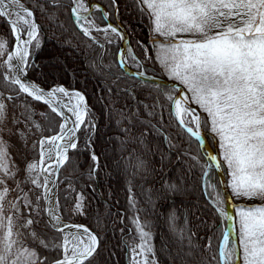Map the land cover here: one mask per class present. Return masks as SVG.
I'll list each match as a JSON object with an SVG mask.
<instances>
[{"label": "snow or ice", "instance_id": "6c2138e0", "mask_svg": "<svg viewBox=\"0 0 264 264\" xmlns=\"http://www.w3.org/2000/svg\"><path fill=\"white\" fill-rule=\"evenodd\" d=\"M48 2L58 5V0ZM111 2L118 14L117 0ZM135 3L153 25L152 43L157 46L159 55L156 59L161 71L174 82L171 89L155 84V91L170 103V117L195 137L200 147L206 139L200 134L202 128L218 137V154L205 153L203 163L199 156L192 159L201 168L202 180L206 181L207 195L214 210L223 221L238 218V247L230 246L231 228L224 226L223 221L221 246L215 254L211 238L204 246L208 255H204L192 243V236L185 235L186 229L176 233L179 236L177 243L182 245L186 240L189 251L185 255L195 260V250L199 253L198 264H264V206L231 203L233 198L264 200V0H135ZM71 4L74 23L94 42L98 43L92 36L93 30L103 32L110 44L115 42L110 33L121 40L127 39L122 29L111 24L100 28L89 19L93 9L107 17L99 5L86 6V0H71ZM36 6L43 10L42 4ZM82 11L87 15H81ZM0 18H5L15 38L11 51L6 41L0 42V82L9 93H15L0 91V264H85L86 260L91 264V258L100 246V238L85 225L63 222L58 211L59 196L54 191L59 188L58 182H62L60 169L64 163L70 162L67 153L77 148L75 134L85 123L88 109L84 96L79 92L70 93L63 86L44 90L27 79L30 70L39 68L35 63V52L40 47V26L32 9L22 0H0ZM157 36L163 40H157ZM141 47L144 48V59L151 60L148 46ZM117 62L121 69L127 67L125 53L117 54ZM137 67L142 68L143 62ZM132 76L140 77L144 83L146 74L138 71ZM21 93L49 105L50 111L62 119L56 134L41 135L30 147L28 139L32 129L27 123L32 120V113L29 106L24 105L22 121L4 103L17 99ZM58 94L75 98L77 104L69 107L57 99ZM63 109L75 118L65 115ZM148 115L156 113L149 112ZM125 118L131 122L137 117L133 113ZM20 123H25L27 131L16 128L14 133L8 126ZM88 123L91 124V120ZM32 126L42 132L39 123ZM124 131L130 132V129ZM6 134L16 135L22 141V150L17 157L24 161L23 168L9 152L11 144L5 139ZM25 151L38 153L40 159L27 161ZM91 159L94 166L90 175H93L98 171L99 158L93 152ZM136 159L135 167L143 168L144 162L139 157ZM216 170H226L230 174L231 194L227 198L221 196L218 185L211 179L210 173ZM21 174L23 178H20ZM25 186H29L28 192L24 191ZM34 188L41 191L32 200L30 193ZM69 190L75 191L71 181L66 191ZM12 192L17 195L8 199ZM76 200L75 211L82 214L83 193H77ZM41 201L45 202L44 205ZM131 203L134 205L135 200ZM228 207L237 209L235 216L226 210ZM41 212L48 218L47 225L60 234L61 242L45 240L33 228L39 223ZM132 223L138 230V242L137 237L132 236V229L129 230L131 242L123 241L132 264H157L151 242V225L146 219L141 223L138 216ZM120 231L123 234L124 229ZM29 240L45 249L60 250L58 258L48 262V258L40 256L34 247L27 246Z\"/></svg>", "mask_w": 264, "mask_h": 264}, {"label": "trees", "instance_id": "16d2710c", "mask_svg": "<svg viewBox=\"0 0 264 264\" xmlns=\"http://www.w3.org/2000/svg\"><path fill=\"white\" fill-rule=\"evenodd\" d=\"M87 1L89 5H101L113 24L123 26L129 37V46L139 63L143 62L142 68L132 69L144 71L149 77L172 81L161 71L156 48L148 45L153 25L137 9L135 0H117L118 14L111 0ZM22 3L34 11L40 26V47L35 52V63L39 68L30 70L28 77L44 89L61 84L77 90L87 100L89 113L79 129L77 148L70 151V162L63 168L57 195L59 213L64 221L89 226L100 237V248L91 258V264H132L123 241L131 242L129 230L132 229V236H136L138 242V230L132 223L136 216L141 223L146 219L151 225V242L157 264H198L199 253L193 250L196 256L193 260L185 255L189 251L187 241L182 245L177 243L179 236L176 233L180 229L188 230L185 235L192 236V243L204 255H208L204 246L211 238L215 254L221 246L223 218L214 210L207 195L206 181L202 180L201 168L192 159L199 156L203 163L206 151L178 126L174 117H170V103L155 91L154 84L141 83L122 71L117 62L121 40L113 39L115 42L110 44L93 36L97 43L82 34L73 20L71 0H58L56 6L49 4L48 0H22ZM37 4H42L43 10ZM144 11L147 12L146 8ZM106 18L99 10L91 15L96 26L101 28L107 26ZM4 41L10 51L14 37L5 19L0 18V42ZM100 44L104 47L101 48ZM141 45L148 46L151 60L144 59ZM0 91L15 95L9 93L2 82ZM4 103L22 121L24 105L29 106L32 113V120L27 123V127L32 129L29 147L41 135L47 137L58 132L62 120L42 102L21 93L17 99L5 100ZM149 112L156 115L150 116ZM133 113L137 118L129 122L125 117ZM33 123H39L42 132L33 127ZM8 126L14 133L16 128L27 131L25 123ZM124 129H130V132ZM204 131L218 153L211 133ZM5 139L11 144L9 152L13 159L23 168L24 161L17 157L22 150V141L16 135L6 134ZM93 152L99 158L98 171L90 175L94 166ZM24 156L29 162L40 159L38 153L32 151H25ZM137 157L144 162L143 168L135 167ZM225 174L228 180L226 170ZM210 176L223 196L217 172H211ZM69 181L74 192L66 191ZM28 187L25 186V192H28ZM40 191L34 188L30 198L35 200ZM77 193H83L85 197L82 214L74 208ZM16 195L12 192L8 199ZM132 200H135L134 205ZM227 224L223 221L224 226ZM33 228L45 240L61 242L60 234L47 225L43 212ZM121 229H124L123 234ZM27 246L34 247L40 256L48 258V262L57 259L60 253V250L42 248L31 240ZM230 246H236L232 238Z\"/></svg>", "mask_w": 264, "mask_h": 264}, {"label": "water", "instance_id": "95a60500", "mask_svg": "<svg viewBox=\"0 0 264 264\" xmlns=\"http://www.w3.org/2000/svg\"><path fill=\"white\" fill-rule=\"evenodd\" d=\"M87 1V0H86ZM92 6H95V5H97V4H91ZM99 5V4H98ZM100 6V8H102L103 10H104V8L101 6V5H99ZM27 7V6H26ZM93 11H95V9H93ZM73 15V14H72ZM5 19V18H4ZM73 20H74V17H73ZM106 22H107V25L108 24H111L112 26H115V27H117L118 29H122L123 30V33L126 35V33H125V31H124V29H123V26L122 25H115V24H113L111 21H110V19H109V17H107L106 18ZM36 23H37V21H36ZM9 26V25H8ZM12 37H14L13 36V34H12ZM126 37H127V39H125V40H122V43H121V50H120V52L119 53H123L125 50H127L128 49V47H129V38H128V35H126ZM15 44V38H14V41H13V43H12V45H11V50L13 49V45ZM10 50V51H11ZM31 50V49H30ZM120 67V66H119ZM122 71H124L125 73H126V75H128L129 77H131V78H133V76H132V73L133 72H137L136 70H134V69H132L131 67H129L128 65H127V67L125 68V69H122ZM136 79H138L139 81H141V78L140 77H135ZM153 77H149V76H145V78H144V82H148V83H151V84H160V85H162L163 87H166V86H168V87H172L173 86V83L174 82H172V81H168V80H163V79H160V78H156L155 77V80H153L152 79ZM27 79L29 80V81H31V82H34L32 79H30L29 77H27ZM35 83V82H34ZM36 84V83H35ZM36 85H38L40 88H42V89H44L42 86H40L38 83L36 84ZM55 86H63V85H61V84H58V85H54V86H52V87H55ZM178 86V85H177ZM52 87H50V88H48V89H44V90H50ZM64 87V86H63ZM65 88V87H64ZM67 91H71V92H79V91H77V90H74V89H68V88H65ZM79 93H81L82 95H83V93L82 92H79ZM27 95V94H26ZM84 96V95H83ZM32 98V97H31ZM33 99V98H32ZM34 100V99H33ZM59 100H61V99H59ZM84 100H85V104H86V106H87V109H88V113H89V108H88V105H87V100H86V98L84 97ZM62 101V100H61ZM63 102V101H62ZM43 103V102H42ZM64 103V102H63ZM44 104V103H43ZM46 105V104H45ZM46 106H49V105H46ZM66 110V109H65ZM67 111V110H66ZM88 113H87V115H88ZM57 115V114H56ZM65 115H67V112H65ZM86 115V116H87ZM58 116V115H57ZM68 116V115H67ZM59 117V116H58ZM60 119H61V117H59ZM62 120V119H61ZM61 123H62V121H61ZM60 123V124H61ZM58 131H59V128H58ZM189 134V133H188ZM201 134V133H200ZM189 135H191V134H189ZM202 136H204L203 134H201ZM77 138H78V136H77ZM192 138L193 139H195L196 140V138L195 137H193L192 136ZM197 141V140H196ZM198 142V141H197ZM199 144H200V142H198ZM202 149H204L205 151H206V153H213V154H217L216 153V151H215V149H213L212 148V146L210 145V143H209V140H208V138H206L204 141H203V147H202ZM70 151H72V150H69V152L67 153V155L69 156L70 155ZM67 163V162H66ZM66 163H64V165H63V167L60 169V173H59V175H60V178H61V176H62V171H63V168H64V166H65V164ZM216 172H217V176H218V180H219V182H220V186H221V191H222V193H223V197H225V198H227L231 193H230V191H229V187H228V180H226V174H225V170H216ZM222 182V183H221ZM54 191H56L57 192V190H55L54 189ZM44 201H43V204L42 205H44ZM231 203H232V205H235L234 204V201H233V199H232V201H231ZM228 209V211H229V213H231V214H233L234 216L236 215V212H235V207H228L227 208ZM43 216L45 217V220H46V222H47V220H48V218H47V216H45L44 215V213H43ZM62 217V216H61ZM62 220H63V222L64 223H68V224H74V223H71V222H68V221H64V219L62 218ZM228 223V227H230L231 228V232H230V237H232V239H233V241H234V244H236V247H238L239 246V243H237V238H236V236H235V233H234V229H235V224H236V222H235V220L234 221H231V222H227ZM76 224H78V223H76ZM79 225H82V224H79ZM50 227V226H49ZM93 233H95L89 226H87ZM52 229V228H51ZM53 230V229H52ZM73 231H75L74 229H73ZM96 234V233H95ZM97 236H98V234H96ZM99 237V236H98ZM100 238V237H99ZM221 244V243H220ZM100 248V246L97 248V252H98V249ZM88 260H86L85 261V263L87 262Z\"/></svg>", "mask_w": 264, "mask_h": 264}, {"label": "rangeland", "instance_id": "374dc122", "mask_svg": "<svg viewBox=\"0 0 264 264\" xmlns=\"http://www.w3.org/2000/svg\"><path fill=\"white\" fill-rule=\"evenodd\" d=\"M86 6H89V4H88V1H86ZM96 10V9H95ZM147 10V9H146ZM83 13V11L81 12V14ZM85 15H87V13H84ZM89 19L90 20H92L91 19V16L89 17ZM96 25V24H95ZM21 27H23V25H21ZM101 28V27H100ZM92 36H95V37H98V38H101V39H103L105 42H108V40H107V38L105 37V35H104V33L103 32H99V31H95V30H93L92 31ZM110 38L113 40V39H116V38H118V40H121V39H119V37H117L115 34H111L110 33ZM129 38V37H128ZM152 39H153V33L151 34V36H150V38H149V41H148V45L153 49V48H156V50H157V46L155 45V44H153L152 43ZM156 39L157 40H163V38L162 37H159V36H157L156 37ZM121 43H122V40H121ZM121 50V49H120ZM128 52H131L132 53V55L131 56H129V55H127L126 57H127V65L129 66V67H131V68H137V69H139L138 67H137V64L139 63V61H138V59H137V57L134 55V53H133V50L131 49V47L129 46L128 47ZM127 52V53H128ZM157 55H159V53L157 52ZM133 57H135L136 59H133ZM193 107H197L196 105H193ZM198 111H199V109H198ZM193 126V128H194V130H195V126L194 125H192ZM200 133L201 134H203L204 136H206V138H207V134H206V132L204 131V129L202 128L201 130H200ZM211 135H212V137L214 138V141H215V147L217 148V150H218V153H219V146H218V137H216L215 136V134H212L211 133ZM217 153V154H218ZM226 180H227V177H226ZM228 180H229V182H228V187H229V191H230V193H231V188H230V182H231V177H230V174L228 173ZM39 190H41V189H39ZM208 191H209V189H208ZM233 201H234V204L235 205H245V206H253V205H261V206H264V200H261V199H247V198H239V199H236V198H233ZM227 211H228V209H226ZM58 211H59V209H58ZM235 212H237V209L235 208ZM225 222H228V221H225ZM235 222H236V224H235V229H234V233H235V236H236V238H239V224H238V218L235 220ZM228 225V224H227ZM230 238H232V237H230ZM236 247V246H235ZM239 263V262H238Z\"/></svg>", "mask_w": 264, "mask_h": 264}, {"label": "bare ground", "instance_id": "6f19581e", "mask_svg": "<svg viewBox=\"0 0 264 264\" xmlns=\"http://www.w3.org/2000/svg\"><path fill=\"white\" fill-rule=\"evenodd\" d=\"M81 15H85L84 14V12L81 14ZM127 52H128V50H125L123 53H125V60L127 61ZM127 63V62H126ZM70 93H73V92H71V91H69ZM57 99L59 100V99H61L64 103H66V104H68L69 105V107H73V106H75L76 104H77V100L75 99V98H68V97H64L63 96V94H58L57 95ZM84 103H85V100H84ZM65 112H67V115L68 116H71L72 117V119H74L75 117L73 116V114L72 113H69L68 111H66L65 109H63ZM85 121H86V116H85ZM82 125V124H81ZM81 125H80V127H79V129L80 128H82L81 127ZM72 125H71V121L69 122V127H71ZM78 132H79V130L76 132V141H77V136H78ZM78 142V141H77ZM47 147V146H46Z\"/></svg>", "mask_w": 264, "mask_h": 264}]
</instances>
